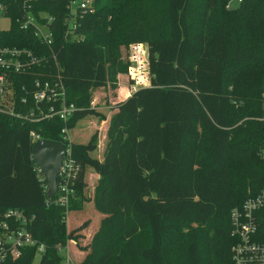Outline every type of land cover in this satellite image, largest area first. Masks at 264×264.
I'll return each instance as SVG.
<instances>
[{"label": "trees", "instance_id": "1", "mask_svg": "<svg viewBox=\"0 0 264 264\" xmlns=\"http://www.w3.org/2000/svg\"><path fill=\"white\" fill-rule=\"evenodd\" d=\"M69 1L0 0L10 20L0 53L26 63L22 73L0 67L11 90L0 96V210L33 218L41 264L57 263L68 240L74 264H232L231 211L264 187V0H94L75 18L79 39L67 37ZM49 20L50 46L35 29ZM133 43L148 46L151 81L135 92ZM57 77L76 113L66 124L22 119L38 114L36 80ZM65 126L79 166L67 208L44 191L31 141H60ZM87 205L95 218L69 226L67 214ZM256 216L264 242V208ZM34 259L26 249L6 264Z\"/></svg>", "mask_w": 264, "mask_h": 264}, {"label": "built area", "instance_id": "2", "mask_svg": "<svg viewBox=\"0 0 264 264\" xmlns=\"http://www.w3.org/2000/svg\"><path fill=\"white\" fill-rule=\"evenodd\" d=\"M75 6L76 8L74 9ZM68 7L71 17L67 21L69 27L67 37L79 39V37L72 36L76 29L75 18L80 10L93 11L94 0H70ZM34 22V18L28 15L24 27L33 25ZM50 22L51 20L44 26L35 25L36 35L48 46L52 44V34L49 31ZM148 53V46L145 43H133L129 47L130 73L133 78L132 92L137 91L139 88L149 87L151 84ZM21 56L22 53L17 50H2L0 53L1 69L6 72L22 73L25 71L26 63L22 61ZM132 65L134 72H131ZM8 87L9 82L1 74V97L11 94V90L9 91ZM35 88L34 100L38 104V114L31 113L25 117L21 116L22 119L31 122H41L59 118L66 124L76 113V106L67 101L66 89L60 77L47 81L36 80ZM262 99L264 100V82ZM3 100L8 104L1 105L12 112L9 100ZM42 104L45 105L44 108H41ZM61 136L62 140L58 142L66 145V156L62 161L58 174V188L54 195L56 197L54 203L67 208L71 199L75 196L74 184L79 172V166L71 156V142L69 130L66 126L62 129ZM31 138L33 144L43 139L35 132H31ZM36 172L39 180L43 183L44 191L48 195V184L45 182L43 171L36 166ZM47 206H50V201L47 202ZM262 208H264V187L257 195L249 197L241 207L232 209L230 214L231 236L236 240L231 249L232 264H264V242H259L255 239L258 232L256 213ZM32 223L33 218L21 209L8 208L0 210V264H6L9 259L16 260L20 258L26 249H35V258L38 254L42 255V259L46 256L47 245L35 239L31 231ZM69 244L70 240L65 245L56 247L60 260L55 264H74L69 251Z\"/></svg>", "mask_w": 264, "mask_h": 264}, {"label": "water", "instance_id": "3", "mask_svg": "<svg viewBox=\"0 0 264 264\" xmlns=\"http://www.w3.org/2000/svg\"><path fill=\"white\" fill-rule=\"evenodd\" d=\"M65 156L66 145L61 142L41 139L34 144L33 159L45 175L49 198L54 197L57 192L58 174Z\"/></svg>", "mask_w": 264, "mask_h": 264}, {"label": "rangeland", "instance_id": "4", "mask_svg": "<svg viewBox=\"0 0 264 264\" xmlns=\"http://www.w3.org/2000/svg\"><path fill=\"white\" fill-rule=\"evenodd\" d=\"M239 5V0H233L231 3H230V7L231 9H235L237 8ZM76 8V6L74 7V9ZM73 9V10H74ZM119 17L116 16L115 17V22L119 21L118 19ZM119 23H123V22H119ZM10 28V20L8 18H6L3 14H2V11H0V30H7ZM134 72V67L132 65V68H131V72ZM103 91V90H102ZM113 92L114 91H109L108 93V96L110 97V99L112 98V95H113ZM103 96V95H102ZM99 97V96H98ZM98 99V98H97ZM101 102V101H100ZM8 104V103H7ZM92 126H95V127H98L100 128V126L102 127V124H98L97 121H92L90 123ZM102 130V129H101ZM100 131V130H99ZM103 131V130H102ZM103 133L100 131V136H99V143H103L104 139L102 137ZM70 137H72V133L69 134ZM102 153V152H101ZM100 153V155H101ZM243 172H244V169L242 167H239V166H236L234 169H233V183L235 184L236 182L239 181V179L242 177L243 175ZM239 192L238 188L235 187V190H234V193H237ZM91 208H93L91 205H87L86 209L84 212H71V213H68V225L69 226H72L71 222H74L73 226H75L76 222H77V219L78 218H83L85 217L84 215L88 216V215H93V218H95L93 212L91 211ZM75 214H78V215H75ZM97 218V217H96ZM96 222V221H95ZM96 224H98V222H96ZM75 251V249H74ZM41 259H42V255L38 254L37 257L33 260L32 264H41Z\"/></svg>", "mask_w": 264, "mask_h": 264}]
</instances>
